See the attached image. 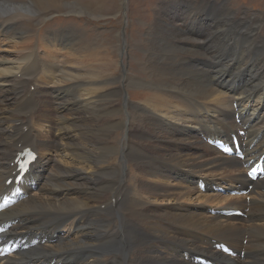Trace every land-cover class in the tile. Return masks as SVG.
Returning <instances> with one entry per match:
<instances>
[{"label":"bare ground","instance_id":"obj_1","mask_svg":"<svg viewBox=\"0 0 264 264\" xmlns=\"http://www.w3.org/2000/svg\"><path fill=\"white\" fill-rule=\"evenodd\" d=\"M67 5L82 13L80 4ZM189 7L194 14H222L206 13L207 38L202 28L178 25L179 17L167 21L169 28L156 19L148 78L129 83L114 73L107 48L78 35L65 40V33L32 31L28 23L41 13L33 0H0V206L15 203L0 212V225L12 224L0 247L11 240L28 246L0 264H196L197 255L264 264V180L246 176L249 162L264 156V17L239 20L227 2ZM201 16L190 19L204 21ZM39 38L48 52L38 48ZM19 41L34 46L21 49ZM131 86L150 90L148 100L117 105ZM44 93L57 95L53 111L36 100ZM125 108L142 119L136 133L121 117ZM119 128L125 137L113 142ZM242 130L244 161L221 155L203 139L231 140ZM26 147L39 158L19 186H7ZM131 164L136 174L123 185ZM250 184L247 197L214 190ZM18 189L26 200H18ZM226 209L244 210L246 218L211 213ZM132 232L142 234V245L130 246ZM217 243L229 245L237 258L222 254Z\"/></svg>","mask_w":264,"mask_h":264},{"label":"rangeland","instance_id":"obj_2","mask_svg":"<svg viewBox=\"0 0 264 264\" xmlns=\"http://www.w3.org/2000/svg\"><path fill=\"white\" fill-rule=\"evenodd\" d=\"M17 2L31 1V0H15ZM37 3V6L40 10V20L35 19L29 24L30 29L35 33L41 32L42 35H49L50 33L64 34L65 40L69 35H78L81 40L87 42L93 47L98 49H108L109 54L112 57L114 65L117 64V69L114 70V73L118 76L126 75L128 77L129 83L133 78L145 79L148 78V68H149V57L151 56L150 52V40L151 36L154 34L155 27L154 22L156 19H162V25H165L169 28L168 22L172 21L174 16L177 19H184L180 22H177L178 25L182 24L183 28H202L203 34L207 38L209 31L207 30V12L214 14L212 17H217V14H222L221 11L216 13L213 11H203L197 12L194 14L190 9L189 5L192 2H227L231 11H234L236 18L239 20H244L246 16H254L256 13H261L264 17V0H33ZM80 4L82 6V13L78 10H75L74 7L69 8L67 4ZM73 9V10H71ZM205 14H202L204 13ZM189 14V16H188ZM201 16L203 20L193 23L191 17L194 20L196 17ZM204 16V17H203ZM179 17V18H178ZM189 18V19H187ZM216 19V18H215ZM210 20V18H208ZM211 21V20H210ZM191 22V23H190ZM264 22V21H263ZM217 21H212L211 24L215 26ZM205 25V27H203ZM16 26V25H15ZM13 28V25L10 27ZM226 28V27H224ZM154 29V30H153ZM190 29V30H191ZM208 31V32H207ZM76 32V34H75ZM264 33V27L262 29ZM151 34V35H150ZM262 34V33H260ZM169 41L171 36L167 34ZM202 36V34H201ZM204 36V37H205ZM148 40V41H147ZM19 47L21 49H29L33 44L31 42L19 41ZM230 43V41H227ZM193 48H199V46L194 45L193 43H188ZM2 44L0 43V46ZM210 46V45H209ZM38 48L45 49L42 38H39ZM205 49V48H204ZM152 50V49H151ZM153 51V50H152ZM50 52L54 55H57L58 51L50 49ZM154 52V51H153ZM66 55V54H65ZM64 57V56H63ZM68 57V55H66ZM127 72V73H126ZM147 73V74H146ZM130 79V80H129ZM31 93L34 91V87H31ZM30 91H28V98L30 97ZM144 91V92H143ZM150 90L144 89L142 86L132 87L120 97V101H116V104L124 105L127 100L142 104V101H146L149 98ZM56 94V93H55ZM54 95V94H53ZM48 93L36 95V100L40 102V106L46 111L47 109L54 110V107L50 105L53 101L52 97ZM128 96V97H127ZM128 98V99H127ZM46 101V102H45ZM1 107V105H0ZM124 113L121 114V117L125 121L129 122L131 127L135 128L142 127V119L136 117L137 115L133 114L128 108L124 109ZM131 112L132 116L128 117L127 112ZM53 120L54 115H52ZM126 118V119H125ZM139 118V119H138ZM131 123H130V121ZM119 120V118H115ZM107 129V128H105ZM88 131V129L86 128ZM112 133L113 142L123 140L126 134V130L119 128ZM139 131V129L137 130ZM24 135L27 133V129L23 131ZM136 133V130H135ZM90 138L96 134L88 133ZM133 142H138L139 139L134 140ZM142 141V140H140ZM97 143H100L97 142ZM157 142L156 144H160ZM97 147H101L98 146ZM118 150H122V147H119ZM56 153H52V157L57 161H60V157ZM121 156V155H119ZM127 162V161H122ZM132 163V162H130ZM128 178L129 181L123 179V185L127 183L132 184V177L136 174L135 166L131 164ZM66 167H70L65 165ZM133 169V170H132ZM124 174V172H122ZM141 183V182H140ZM135 189H138L139 184ZM107 184V181H106ZM123 191V189H118ZM128 193L130 190L127 191ZM132 194V192L130 193ZM194 202L186 203V205L191 206ZM208 204V203H207ZM126 205V204H124ZM214 204H210L213 206ZM128 208V207H127ZM111 211V210H110ZM109 211V212H110ZM109 212L104 213L102 216H105ZM123 219V218H122ZM99 222H103L99 218ZM127 240L131 247H136L142 245V234L140 232H132L127 236ZM201 256V255H199Z\"/></svg>","mask_w":264,"mask_h":264},{"label":"snow or ice","instance_id":"obj_3","mask_svg":"<svg viewBox=\"0 0 264 264\" xmlns=\"http://www.w3.org/2000/svg\"><path fill=\"white\" fill-rule=\"evenodd\" d=\"M28 155H29V157H30V160H29V163H30L32 160L35 159V157H34V155H32L31 153H29ZM250 175H251V174H250Z\"/></svg>","mask_w":264,"mask_h":264}]
</instances>
